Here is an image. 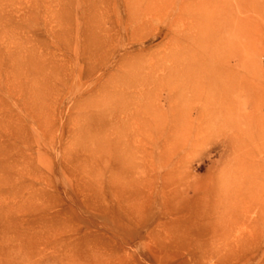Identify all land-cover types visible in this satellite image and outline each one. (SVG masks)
Returning <instances> with one entry per match:
<instances>
[{"label": "rangeland", "instance_id": "374dc122", "mask_svg": "<svg viewBox=\"0 0 264 264\" xmlns=\"http://www.w3.org/2000/svg\"><path fill=\"white\" fill-rule=\"evenodd\" d=\"M121 2L0 0V264H218L165 230L184 220L182 172L192 214L223 168L198 145L204 104L259 103L264 71L183 70L155 25L131 33Z\"/></svg>", "mask_w": 264, "mask_h": 264}, {"label": "bare ground", "instance_id": "6f19581e", "mask_svg": "<svg viewBox=\"0 0 264 264\" xmlns=\"http://www.w3.org/2000/svg\"><path fill=\"white\" fill-rule=\"evenodd\" d=\"M122 3L131 33L142 34L155 25L156 34L166 39L167 58L179 57L183 70L212 74L264 71L257 65L264 53V0ZM248 92L250 99L259 93ZM245 96L241 92L232 101L225 94L220 97L224 102L204 104L208 119L204 127L197 128L198 145H210L226 156L219 175L211 177L205 199L196 201L192 214L183 204L192 185L186 182L185 172L181 175L179 217L184 220L169 224L165 232L173 241L169 244L196 250L191 255L196 263L224 264L231 258L249 263L264 248V229L255 224L264 217V97L259 94L257 103L245 101ZM133 216L128 218L132 221ZM141 223L142 219L132 222L137 228ZM113 227L118 231L126 225L114 222ZM108 258L99 264H111ZM258 260L264 264V255Z\"/></svg>", "mask_w": 264, "mask_h": 264}]
</instances>
